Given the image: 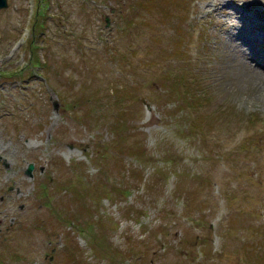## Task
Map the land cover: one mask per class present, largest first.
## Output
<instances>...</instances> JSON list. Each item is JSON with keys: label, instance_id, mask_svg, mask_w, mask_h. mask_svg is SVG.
<instances>
[{"label": "rangeland", "instance_id": "1", "mask_svg": "<svg viewBox=\"0 0 264 264\" xmlns=\"http://www.w3.org/2000/svg\"><path fill=\"white\" fill-rule=\"evenodd\" d=\"M7 1L0 264H246L264 251V80L224 66L262 52L247 40L264 33V0ZM182 64L206 77L195 109L165 88Z\"/></svg>", "mask_w": 264, "mask_h": 264}, {"label": "trees", "instance_id": "2", "mask_svg": "<svg viewBox=\"0 0 264 264\" xmlns=\"http://www.w3.org/2000/svg\"><path fill=\"white\" fill-rule=\"evenodd\" d=\"M145 1H151V0H144L143 4H145ZM143 4L142 5L141 4L138 5L136 7L137 9L134 8L136 5H133V11L136 10L138 12L140 10V8H142L144 6ZM133 11H132L131 14H133ZM36 18L38 20V15L36 16ZM132 21H133V18H130L129 22L131 23ZM178 30L181 31V27H179ZM35 32L36 31H34V28H33V33L35 34ZM180 40L181 39H177V41H176V45H177L178 48H173L172 49V55H173L174 58H179V56H181V54L185 52L183 47L179 48L178 44L180 43ZM179 70H180V72H179ZM168 73H170V75L163 80V81L169 83L165 88H167L169 90V96H172V97L174 96V97H177L179 99V101L183 105L182 108L183 107L184 108L192 107V109H195L196 107H198L197 104H199V99L201 100L200 103L202 102V104L204 102L206 103V101H208L207 98H201V95L207 96L206 95L207 92H206V90L203 87V84H205L206 77L204 79V75L203 76H199L198 75L199 77L197 75L195 76L194 74H197V72H195V68L193 66H191L190 64H189V66L182 64L181 69L176 68V67H174V68L171 67V69H170V71ZM168 86H170V88ZM198 87H199V89H198ZM113 93H114V91H113ZM125 95L126 94L119 92V93H117V95H116L114 100H116V102L119 103V102H121V100H124V98L129 97L128 95H126V97H125ZM113 96H114V94H113ZM100 106H103V104L100 105ZM91 109H92L91 110L92 112H95V111H98L100 109V107L99 106H95V107L92 106ZM120 116H122V114L120 112H118L115 115V117L112 119L113 120L112 126L114 128V131L119 129L118 124H122V120L121 121H117ZM195 129L197 130L198 127H195ZM116 132H118V131H116ZM139 149L140 150L138 151V156L141 158V157L144 156L145 153H144V150L140 146H139ZM86 190H87V193H88V189H86ZM85 209H88V208H85ZM104 230H106V229H104ZM109 232H106V233H104V234H102L101 236H98V237H97V235H93V237L91 236L90 237L91 245L95 244L97 242V240H99V239L109 242V234H108ZM261 233H264V226H262L261 229H259L258 234H261ZM70 247H71L70 254L74 255L75 251H76V248L72 247V246H70ZM258 247L259 246H257L256 248H258ZM97 249H98V246H97ZM260 249H262V248H258L259 252H257V250L255 249L254 252L251 253L248 258H246L245 263L246 264H254L256 262L260 263V261L264 259V253H263L264 251L261 252ZM247 251L248 250L246 249L245 250L246 254H247ZM95 253L98 256V252L95 251ZM76 256H78V254H76ZM110 259L113 260V258H111V257H110ZM81 264H90V263H85L82 260Z\"/></svg>", "mask_w": 264, "mask_h": 264}, {"label": "bare ground", "instance_id": "3", "mask_svg": "<svg viewBox=\"0 0 264 264\" xmlns=\"http://www.w3.org/2000/svg\"><path fill=\"white\" fill-rule=\"evenodd\" d=\"M220 4H222V2H220ZM224 9V11L226 13H229L230 10L227 8V7H222ZM209 13V11H208ZM249 24L251 25L250 27V30L252 28H255V26L253 25L252 23V20H250ZM259 35H262V36H259ZM240 39H242L243 41V37L239 36ZM248 41V44H250L251 46H253V43H258L259 46L262 48V52H255L254 51V54L252 55V57H249L251 58L252 61H249L248 57L246 56V58L243 60H239L238 59V56L235 55L233 56V60H229L228 58L231 56L229 54H227L228 58L225 59V64L224 66L225 67H229V66H232L233 69L236 68L238 69L241 73V75L243 77H249L250 79L254 80L255 84L257 82L258 86L260 84V80H264V74L261 73V72H258L260 71L258 69L259 65L262 64L264 62V33H261V34H257V35H254V36H250V40H247ZM235 43V41H231L228 43V49L230 47H232V45ZM256 50V49H255ZM255 62V63H253ZM227 63V64H226ZM230 68V67H229Z\"/></svg>", "mask_w": 264, "mask_h": 264}, {"label": "water", "instance_id": "4", "mask_svg": "<svg viewBox=\"0 0 264 264\" xmlns=\"http://www.w3.org/2000/svg\"><path fill=\"white\" fill-rule=\"evenodd\" d=\"M8 6V1L7 0H0V9L2 8H6ZM108 21V18H107ZM34 164L31 163L30 165H28V168L26 169V174L29 177H32L33 175V169H34Z\"/></svg>", "mask_w": 264, "mask_h": 264}, {"label": "flooded vegetation", "instance_id": "5", "mask_svg": "<svg viewBox=\"0 0 264 264\" xmlns=\"http://www.w3.org/2000/svg\"><path fill=\"white\" fill-rule=\"evenodd\" d=\"M34 170H35V167H34V169H33V172H34ZM24 173H25V175H27V174H26V170H25ZM8 188H9V190H13L14 187H11V186H10V187H8ZM3 197H4V194H2V195L0 194V202H3V201H4V198H3ZM2 223H3V221L0 220V224H2ZM2 229H3L2 226H0V234L3 232Z\"/></svg>", "mask_w": 264, "mask_h": 264}]
</instances>
